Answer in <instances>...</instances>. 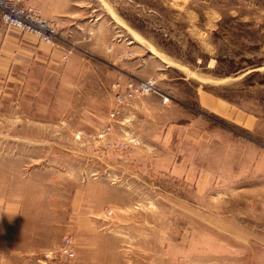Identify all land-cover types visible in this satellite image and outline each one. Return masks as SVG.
<instances>
[{
	"label": "rangeland",
	"instance_id": "1",
	"mask_svg": "<svg viewBox=\"0 0 264 264\" xmlns=\"http://www.w3.org/2000/svg\"><path fill=\"white\" fill-rule=\"evenodd\" d=\"M22 1L56 37L0 14L3 264H264V0Z\"/></svg>",
	"mask_w": 264,
	"mask_h": 264
},
{
	"label": "built area",
	"instance_id": "2",
	"mask_svg": "<svg viewBox=\"0 0 264 264\" xmlns=\"http://www.w3.org/2000/svg\"><path fill=\"white\" fill-rule=\"evenodd\" d=\"M0 14L6 23L22 31L34 34L42 42L52 43L56 37L54 23L42 17L33 8L25 6L22 0H0ZM112 87L115 90V99L119 103L129 100L137 94H147L154 91L153 82L150 80L137 84L128 82L124 87L119 82H115ZM58 250L61 254L71 256L70 239H65L62 247ZM48 255L49 253H46V256ZM0 264H3L1 257Z\"/></svg>",
	"mask_w": 264,
	"mask_h": 264
},
{
	"label": "crops",
	"instance_id": "3",
	"mask_svg": "<svg viewBox=\"0 0 264 264\" xmlns=\"http://www.w3.org/2000/svg\"><path fill=\"white\" fill-rule=\"evenodd\" d=\"M28 37V36H27ZM33 37H35L34 35H30L29 34V37L28 38H30V42L31 43H29V44H27V46L28 47H31V48H39V47H41V48H48V47H46L45 45H42L41 43H39L38 41H37V39L36 38H33ZM17 41L18 40H15V41H8L7 43L8 44H10V48H9V45H7V48L8 49H10V51L8 50L6 53H5V55H4V57H1L0 56V71L1 70H7L8 68H10L13 64H14V62L16 61V58L14 57L15 56V54L13 53V45H15V44H17L18 45V43H17Z\"/></svg>",
	"mask_w": 264,
	"mask_h": 264
},
{
	"label": "trees",
	"instance_id": "4",
	"mask_svg": "<svg viewBox=\"0 0 264 264\" xmlns=\"http://www.w3.org/2000/svg\"><path fill=\"white\" fill-rule=\"evenodd\" d=\"M248 61V63H250L251 61L250 60H247ZM251 64H253V63H251ZM258 63H254V65H257ZM225 74H228V73H225Z\"/></svg>",
	"mask_w": 264,
	"mask_h": 264
},
{
	"label": "bare ground",
	"instance_id": "5",
	"mask_svg": "<svg viewBox=\"0 0 264 264\" xmlns=\"http://www.w3.org/2000/svg\"><path fill=\"white\" fill-rule=\"evenodd\" d=\"M205 78V77H204ZM227 80V79H226ZM210 81V80H209Z\"/></svg>",
	"mask_w": 264,
	"mask_h": 264
}]
</instances>
